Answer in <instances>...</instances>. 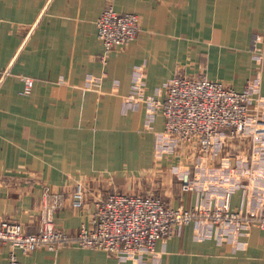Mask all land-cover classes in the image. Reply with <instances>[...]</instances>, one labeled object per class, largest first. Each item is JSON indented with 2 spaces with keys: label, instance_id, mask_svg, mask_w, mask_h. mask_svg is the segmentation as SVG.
Returning <instances> with one entry per match:
<instances>
[{
  "label": "crops",
  "instance_id": "1",
  "mask_svg": "<svg viewBox=\"0 0 264 264\" xmlns=\"http://www.w3.org/2000/svg\"><path fill=\"white\" fill-rule=\"evenodd\" d=\"M106 6L139 15L140 28L103 64L95 21ZM138 67L146 95L177 74L204 76L235 90L257 81L262 95L264 0H0V222L36 232L53 195H59L53 223L68 234L88 226L96 203L112 192L157 195L178 209L196 204L192 192L180 193L172 168L190 167L198 152L183 147L157 158L154 133L163 128L162 116L156 113L146 126L142 106L124 108ZM88 75L100 77L99 83L85 87ZM24 77L33 80L29 95L19 94ZM229 143L232 152L226 144L220 153L233 160L237 143ZM167 172L177 186L168 199L148 189L155 184L162 190ZM77 185L84 192L78 208L72 205ZM240 204L236 191L229 207ZM196 226L191 221L158 240L154 257L124 263L264 264V229L240 234L245 246L236 249L218 242L215 229L197 240ZM11 249L0 243V264H7ZM15 255L21 264H116L104 251L77 247L16 249Z\"/></svg>",
  "mask_w": 264,
  "mask_h": 264
},
{
  "label": "built area",
  "instance_id": "2",
  "mask_svg": "<svg viewBox=\"0 0 264 264\" xmlns=\"http://www.w3.org/2000/svg\"><path fill=\"white\" fill-rule=\"evenodd\" d=\"M96 37L101 45L100 61L105 64L115 47H124L137 36L139 15L120 13L106 6L95 21ZM143 69L138 67L130 89L123 98L125 109L144 108V123L152 122L156 113L163 119V128L154 133V154L164 158L183 147L198 152V161L184 169L172 168L182 194L192 192L196 204L189 209L167 206L157 195L106 194L96 203L88 226L81 225L68 234L52 220L59 206V195L50 205L44 204L38 229L26 233L15 221L0 222V243H9L7 264H21L15 250L29 253L37 249L56 252L62 247L101 250L112 255L116 264L155 256V243L178 233L183 225L195 221L194 236L200 239L215 229L218 242L228 241L236 249L245 242L237 240L251 227L264 229V93L258 94L257 81H248L242 90H235L221 81L204 76L177 74L152 94L141 86ZM100 77L88 75L83 85L99 83ZM33 86L30 77L23 78L21 95H29ZM228 140L237 143L233 160L221 155ZM235 148V147H234ZM241 192V204L229 207L230 196ZM83 189L77 185L72 205L80 207ZM43 195L49 196L48 188Z\"/></svg>",
  "mask_w": 264,
  "mask_h": 264
},
{
  "label": "rangeland",
  "instance_id": "3",
  "mask_svg": "<svg viewBox=\"0 0 264 264\" xmlns=\"http://www.w3.org/2000/svg\"><path fill=\"white\" fill-rule=\"evenodd\" d=\"M229 141L230 140H228L225 143V145L227 144L226 145V148L230 152H232V150H230L231 149V143H229ZM175 188L177 189L176 180H175L174 176L171 173H169V172L166 173V176H165V185L162 187V190H160V188H157L155 184L148 186V189H151V192L157 193V194L160 193V195L163 198L165 197L166 199H168L169 196H172V191Z\"/></svg>",
  "mask_w": 264,
  "mask_h": 264
}]
</instances>
